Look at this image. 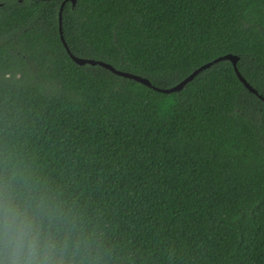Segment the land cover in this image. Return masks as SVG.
I'll return each instance as SVG.
<instances>
[{"label": "trees", "instance_id": "1", "mask_svg": "<svg viewBox=\"0 0 264 264\" xmlns=\"http://www.w3.org/2000/svg\"><path fill=\"white\" fill-rule=\"evenodd\" d=\"M264 0H0V192L70 264H264Z\"/></svg>", "mask_w": 264, "mask_h": 264}, {"label": "clouds", "instance_id": "2", "mask_svg": "<svg viewBox=\"0 0 264 264\" xmlns=\"http://www.w3.org/2000/svg\"><path fill=\"white\" fill-rule=\"evenodd\" d=\"M66 251L26 199L0 192V264H70Z\"/></svg>", "mask_w": 264, "mask_h": 264}, {"label": "water", "instance_id": "3", "mask_svg": "<svg viewBox=\"0 0 264 264\" xmlns=\"http://www.w3.org/2000/svg\"><path fill=\"white\" fill-rule=\"evenodd\" d=\"M42 1H47V0H42ZM72 2L73 6L76 5V1L77 0H69ZM63 5L61 6V9H60V32H61V38H62V42L68 52V54L71 56V58L79 65H85V64H90V65H93V66H96V65H99L109 71H111L112 73L118 75V76H121V77H124V78H127V79H131V80H134L136 82H139L141 84H144L148 87H151L157 91H160V92H163V93H172V92H178V91H181L188 83H190L200 72H202L203 70L211 67L213 64L221 61V60H230L234 67H235V70H236V73L239 77V79L241 80V82L254 94H256L261 100L264 101V97L262 95H260L258 93V91L256 89H254L248 82L247 80L242 76V74L240 73V71L238 70V67H237V64H238V61H239V58L233 54H227L225 56H222V57H219L217 59H215L214 61L212 62H209L207 64H204L203 66H201L200 68H198L197 70H195L190 76H188L187 78H185L182 82H180L179 84H177L176 86L170 88V89H160V88H157L155 86L152 85V83L146 79V78H143L141 76H138L136 74H132V73H129V72H123V71H120V70H117L115 67H113L112 65L106 63V62H103V61H99V60H93V59H87V58H80V57H77L75 55L72 54V52L70 51L64 37H63V32H62V28H61V20H62V10H63Z\"/></svg>", "mask_w": 264, "mask_h": 264}]
</instances>
